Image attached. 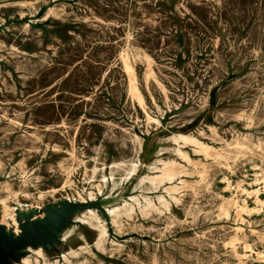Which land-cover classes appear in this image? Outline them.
<instances>
[{"label":"rangeland","instance_id":"rangeland-1","mask_svg":"<svg viewBox=\"0 0 264 264\" xmlns=\"http://www.w3.org/2000/svg\"><path fill=\"white\" fill-rule=\"evenodd\" d=\"M10 1L31 7L49 5L53 18L49 32L34 35L26 47L15 50L0 68V171L31 173L29 180H12L16 191L11 197H54L60 190L53 194V189L63 185L64 167L69 165L75 168L71 173L74 184L86 178L92 138L97 132L134 138L122 116L128 112L137 115L140 119H132L139 123L145 120L128 90L129 74L123 61L126 58L136 72L135 83L151 114L155 105L161 109L174 104L184 94H192L194 88L201 87L199 105L186 112L181 121L197 116L207 118L193 135L225 157L194 154L191 145H183L182 151L190 153L197 164H187L185 171L173 178L169 209L162 206L147 217H133L136 231L152 233L161 241L159 247L139 241L106 244L105 247L114 248L112 254L102 251L91 256L87 264H264V204H257L254 196L245 191L264 188V0ZM115 121L127 128L126 134L117 131ZM208 125L218 130L212 132ZM70 153L85 162L71 158ZM27 182L36 187L20 188V184ZM40 194L44 198H38ZM261 197L264 198L263 192ZM235 199L239 204L245 199L248 206L240 210L241 218L229 205ZM249 208L251 211L246 212ZM237 226L242 231L237 232ZM229 240L232 241L227 243ZM247 244L252 248L247 249Z\"/></svg>","mask_w":264,"mask_h":264},{"label":"water","instance_id":"water-1","mask_svg":"<svg viewBox=\"0 0 264 264\" xmlns=\"http://www.w3.org/2000/svg\"><path fill=\"white\" fill-rule=\"evenodd\" d=\"M49 5L31 7L0 0V68L14 51L37 34L49 32ZM201 87L176 103L153 109L151 124L122 116L134 138L97 132L92 138L90 171L72 189L33 200L8 196L5 185L29 180L18 171H0V264H87L103 246L130 241L160 244L150 234L122 230L129 219L160 210L173 198L164 165L180 159V136L195 134L203 117L181 121L198 106Z\"/></svg>","mask_w":264,"mask_h":264},{"label":"bare ground","instance_id":"bare-ground-1","mask_svg":"<svg viewBox=\"0 0 264 264\" xmlns=\"http://www.w3.org/2000/svg\"><path fill=\"white\" fill-rule=\"evenodd\" d=\"M49 1V0H48ZM98 1V0H97ZM91 3H92V1H91ZM102 3H103V1H102ZM134 3V2H133ZM139 3V2H138ZM82 5V4H81ZM86 5V4H85ZM184 5H185V3H184ZM90 6V5H89ZM96 6V5H95ZM129 6V5H128ZM127 6V7H128ZM86 7V6H85ZM131 7H132V5H131ZM134 7V6H133ZM65 8V7H64ZM103 8V7H102ZM77 9V8H76ZM88 9V8H87ZM125 8H123V10H124ZM146 9V8H145ZM103 10V9H102ZM122 10V11H123ZM127 10V9H126ZM132 10V9H131ZM153 10V9H152ZM232 10V9H231ZM66 11V10H65ZM72 11V10H71ZM104 11V10H103ZM107 11H110V10H107ZM76 12V11H75ZM130 12V11H129ZM105 13V12H104ZM77 14H78V12H77ZM82 14V13H81ZM133 14V13H132ZM147 14V13H146ZM83 15V14H82ZM125 15V14H124ZM88 16V15H87ZM100 16V15H99ZM103 16V15H102ZM102 16H100V17H102ZM108 16H110L109 14H108ZM129 16V15H128ZM134 16V15H133ZM94 17V16H93ZM111 17H112V15H111ZM138 17V16H137ZM126 18H128V17H126ZM136 18V17H135ZM98 19V18H97ZM104 19V18H103ZM112 19H113V17H112ZM129 19V18H128ZM159 19H161V18H159ZM99 20H100V18H99ZM124 20V19H123ZM126 20V19H125ZM133 21H134V19H133ZM132 21V22H133ZM258 21V20H257ZM103 22V21H102ZM124 22V21H123ZM263 22V21H262ZM113 23V22H112ZM99 24V23H98ZM120 24H122V23H120ZM110 25V24H109ZM114 25V24H113ZM131 25V24H130ZM264 25V24H263ZM99 26V25H98ZM131 27H132V25H131ZM243 27V26H242ZM126 28V27H125ZM131 29V28H130ZM124 30V29H123ZM128 31V30H127ZM131 32V31H130ZM129 33V32H128ZM264 33V32H263ZM262 33V34H263ZM96 35V34H95ZM117 35V34H116ZM126 36V35H125ZM129 36V35H128ZM239 36V35H238ZM115 37V36H114ZM228 37V36H227ZM248 38V37H247ZM262 38V37H261ZM117 39V38H116ZM115 40V39H114ZM128 41V40H127ZM245 41V40H244ZM260 41V40H259ZM140 42V41H139ZM141 43V42H140ZM260 43V42H259ZM262 43V42H261ZM137 45V44H136ZM144 45V44H143ZM252 45V44H251ZM119 46V45H118ZM121 46V45H120ZM138 47V46H137ZM43 48V47H42ZM141 48V47H140ZM150 48V47H149ZM27 49V48H26ZM44 49V48H43ZM39 50H41V49H39ZM20 51V50H19ZM57 51V50H56ZM55 51V52H56ZM125 51V50H124ZM25 52V51H24ZM23 52V53H24ZM28 52V51H27ZM33 52V51H32ZM37 52V51H36ZM49 52V51H48ZM53 52V51H52ZM128 52V51H127ZM150 52V51H149ZM154 52V51H153ZM15 53V52H14ZM26 53V52H25ZM29 53V52H28ZM42 53V52H41ZM119 53V52H118ZM124 53V52H123ZM193 53V52H192ZM37 54H39V53H37ZM51 54V53H50ZM54 54V53H53ZM252 54V53H251ZM17 55V54H16ZM27 55V54H26ZM126 55V54H125ZM131 55V54H130ZM137 55V54H136ZM135 55V56H136ZM147 55V54H146ZM253 55V54H252ZM258 55V54H257ZM119 56V55H118ZM117 56V57H118ZM143 56V55H142ZM148 56V55H147ZM158 56V55H157ZM260 56V55H259ZM12 57V56H11ZM17 57H18V55H17ZM22 57H23V55H22ZM116 57V58H117ZM124 57V56H123ZM126 57V56H125ZM127 57H129V56H127ZM140 57V56H139ZM160 57V56H159ZM258 57V56H257ZM15 58H16V56H15ZM137 58H138V55H137ZM144 58V57H143ZM149 58V57H148ZM9 59V58H8ZM29 59V58H28ZM115 59V58H114ZM127 59H129V58H127ZM140 59V58H139ZM145 59H146V56H145ZM158 59V58H157ZM217 59V58H216ZM15 60V59H14ZM38 60H40V59H38ZM141 60V59H140ZM150 60H152V59H150ZM191 60V59H190ZM12 61V60H11ZM10 61V62H11ZM115 61V60H114ZM123 61H124V69H126L125 71L126 72H128L127 74H129L127 77L129 78V82H130V84H129V88H128V90H130V94L132 95V97L133 98H136V100H137V103H138V105H139V107H140V109H141V111L143 112V114H144V122L147 124V123H149V122H154V121H156V119L152 116V114H151V109L150 108H148V106L145 104V102H144V99H143V97H142V95H141V93L139 92V90H138V86L136 85V83H135V78H134V75H133V73H134V69H132V67L128 64V62H127V60H126V58H124L123 59ZM133 61V60H132ZM188 61H189V59H188ZM216 61V60H215ZM14 62V61H13ZM130 62V61H129ZM153 62V61H152ZM151 62V63H152ZM155 62H156V60H155ZM111 63V62H110ZM154 63V62H153ZM152 63V64H153ZM191 63V62H190ZM216 63H218V62H216ZM31 64V63H30ZM115 64V63H114ZM120 64V63H119ZM143 64V63H142ZM160 64V63H159ZM165 64V63H164ZM38 65V64H37ZM44 65V64H43ZM135 65V64H134ZM137 65V64H136ZM149 65H151V64H149ZM203 65V64H202ZM221 65V64H220ZM42 66V65H41ZM139 66V65H138ZM164 66V65H163ZM170 66V65H169ZM228 66V65H227ZM14 67V66H13ZM27 67V66H26ZM157 67V66H156ZM192 67V66H191ZM253 67H255V66H253ZM263 67V66H262ZM28 68V67H27ZM37 68V67H36ZM120 68V67H119ZM153 68V67H152ZM159 68V67H158ZM157 68V69H158ZM169 68V67H168ZM203 68V67H202ZM256 68V67H255ZM38 69V68H37ZM121 69V68H120ZM171 69V68H170ZM7 70V69H6ZM5 70V71H6ZM14 70V69H13ZM159 70V69H158ZM166 70V69H165ZM193 70V69H192ZM201 70V69H200ZM204 70V69H203ZM119 71V70H118ZM124 71V72H125ZM152 71V70H151ZM173 71V70H172ZM177 71V70H176ZM250 71V70H249ZM154 72V71H153ZM161 72V71H160ZM170 72V71H169ZM232 72V71H231ZM156 73V72H155ZM166 73V72H165ZM27 74H29V73H27ZM123 74V73H122ZM134 74H136V72L134 73ZM167 74V73H166ZM171 74V73H170ZM207 74V73H206ZM205 74V75H206ZM249 74V73H248ZM252 74V73H251ZM257 74V73H256ZM161 75V74H160ZM163 75V74H162ZM204 75V74H203ZM222 75V74H221ZM250 75V74H249ZM253 75V74H252ZM252 75H251V77H252ZM264 75V74H263ZM37 76V75H36ZM139 76V75H138ZM154 76V75H153ZM159 76V75H158ZM209 76V75H208ZM5 77V76H4ZM14 77V76H13ZM19 77V76H18ZM169 77H171V76H169ZM215 77V76H214ZM219 77V76H218ZM25 78V77H24ZM161 78V77H160ZM184 78V77H183ZM220 78V77H219ZM218 78V79H219ZM125 79V78H124ZM123 79V80H124ZM217 79V78H216ZM18 80V79H17ZM31 80V79H30ZM128 80V79H127ZM214 80V79H213ZM35 81V80H34ZM39 81V80H38ZM137 81V80H136ZM172 81V80H171ZM174 81V80H173ZM185 81H186V79H185ZM215 81V80H214ZM246 81H248L247 79H246ZM251 81V80H250ZM159 82V81H158ZM168 82V81H167ZM175 82H177V81H175ZM216 82H217V80H216ZM238 82V81H237ZM10 83V82H9ZM16 83V82H15ZM27 83V82H26ZM38 83V82H37ZM160 83V82H159ZM162 83V82H161ZM160 83V84H161ZM236 83V82H235ZM245 83V82H244ZM11 84V83H10ZM35 84V83H34ZM33 84V85H34ZM189 84V83H188ZM187 83H186V85H188ZM210 84H212V83H210ZM238 84V83H237ZM250 84V83H249ZM3 85V84H2ZM2 85H1V87H2ZM32 85V84H31ZM32 85V86H33ZM152 85V84H151ZM150 85V86H151ZM234 85H236V84H234ZM238 85H240V84H238ZM244 85V84H243ZM248 85V84H247ZM166 86V85H165ZM174 86V85H173ZM246 86V85H245ZM18 87V86H17ZM22 87V86H21ZM167 87V86H166ZM172 87V86H171ZM175 87L177 88V86L175 85ZM235 87V86H234ZM233 87V88H234ZM239 87V86H238ZM4 88V87H3ZM11 88V87H10ZM156 88V87H155ZM173 88V87H172ZM18 89V88H17ZM145 89V88H144ZM152 89V88H151ZM162 89H163V92H164V97L165 98H167V95H166V92H165V88L164 87H162ZM232 89V88H231ZM231 89L229 90V91H231ZM244 89V88H243ZM5 90H6V88H5ZM127 91V90H126ZM159 91V90H158ZM166 91H167V89H166ZM188 91H189V89H188ZM224 91V90H223ZM227 91V90H226ZM225 91V92H226ZM228 91V92H229ZM241 91V90H240ZM142 92V91H141ZM145 92V91H144ZM150 92V91H149ZM154 92V91H153ZM242 92V91H241ZM128 93V92H127ZM151 93V92H150ZM156 93V92H155ZM222 93V92H221ZM15 94H17V93H15ZM24 94V93H23ZM173 94H174V92H173ZM230 94V93H229ZM16 96H18V95H16ZM155 96V95H154ZM161 96V95H160ZM169 96V95H168ZM206 96V95H205ZM239 96V95H238ZM19 97H20V95H19ZM24 97V96H23ZM247 97V96H246ZM158 98V97H157ZM231 98V97H230ZM249 98V97H248ZM9 99V98H8ZM13 99V98H12ZM132 99V98H131ZM146 99V98H145ZM219 99V98H218ZM217 99V100H218ZM3 100V99H2ZM18 100V99H17ZM128 100V99H127ZM152 100V99H151ZM153 100H154V98H153ZM164 100V99H163ZM205 100V99H204ZM227 100V99H226ZM229 100V99H228ZM132 101V100H131ZM222 101V100H221ZM233 101V100H232ZM21 102H22V100H21ZM147 102V101H146ZM151 102V101H150ZM155 102V101H154ZM172 102V101H171ZM226 102V101H225ZM229 102V101H228ZM235 102V101H234ZM9 103H10V101H9ZM15 103H17V102H15ZM129 103V102H128ZM172 103H174V102H172ZM229 103H231V102H229ZM236 103V102H235ZM133 104V103H132ZM26 106H27V104H25ZM31 105V104H30ZM29 105V106H30ZM168 105V104H167ZM221 105H223V104H221ZM9 106V105H8ZM88 106V105H87ZM203 106V105H202ZM230 106V105H229ZM234 106V105H233ZM6 107V106H5ZM134 107V106H133ZM155 107H156V109L157 110H160V107L158 106V105H155ZM224 107V106H223ZM24 108V107H23ZM22 108V109H23ZM29 108V107H28ZM85 108V107H84ZM225 108V107H224ZM5 109V108H4ZM10 109H12V107L10 108ZM102 109V108H101ZM123 109V108H122ZM3 110V109H2ZM14 110V109H13ZM27 110V109H26ZM9 111V110H8ZM34 111V110H33ZM110 111V110H109ZM220 111V110H219ZM7 112V111H6ZM14 112H16V111H14ZM24 112V111H23ZM30 112V111H29ZM120 112V111H119ZM24 114V113H23ZM36 114H38V113H36ZM119 114V113H118ZM124 114H126L127 116H129V117H131V118H134V119H138L139 117L136 115V116H133L132 114H130V113H124ZM18 115H19V113H18ZM21 115V114H20ZM39 115H41V114H39ZM63 115V114H62ZM207 115V114H206ZM205 116V115H204ZM4 117H6V116H4ZM9 117V116H8ZM18 117V116H17ZM37 117V116H36ZM61 117V116H60ZM67 117V116H66ZM218 117V116H217ZM28 118V117H27ZM63 118V117H62ZM80 118V117H79ZM114 119V118H113ZM140 119V118H139ZM142 119V118H141ZM207 118H205V120H206ZM10 120V119H9ZM14 120V119H13ZM37 120V119H36ZM80 120V119H79ZM82 120V119H81ZM90 120V119H89ZM97 120V119H96ZM101 120V119H100ZM106 120V119H105ZM209 120V119H208ZM228 120V119H227ZM71 121V120H70ZM91 121V120H90ZM98 121V120H97ZM107 121V120H106ZM211 121V120H210ZM14 122V121H13ZM61 122H63V121H61ZM66 122H68V121H66ZM116 122V121H115ZM207 122V121H206ZM212 122V121H211ZM12 123V122H11ZM20 123V122H19ZM41 123V122H40ZM111 123V122H110ZM208 123H210V122H208ZM12 124H14V123H12ZM27 124V123H26ZM36 124V123H35ZM42 124V123H41ZM48 124V123H47ZM58 124H60V123H58ZM115 124V126L117 127V131H119L120 133H122V134H126L127 133V128L123 125V124H120L119 122H116V123H114ZM231 124V123H230ZM2 125V124H1ZM7 125V124H6ZM43 125V124H42ZM66 125V124H65ZM70 125V124H69ZM103 125V124H102ZM10 125H8V127H9ZM29 126V125H28ZM44 126V125H43ZM64 126V125H63ZM222 126V125H221ZM225 126V125H224ZM7 127V128H8ZM11 127V126H10ZM33 127V126H32ZM36 127V126H35ZM49 127V126H48ZM47 127V128H48ZM75 127V126H74ZM208 127L209 128H211V131L212 132H215L216 130H218L217 129V127L216 126H212V125H208ZM226 127V126H225ZM5 128V127H4ZM6 128V129H7ZM37 128V127H36ZM65 128V127H64ZM232 128V127H231ZM5 129V130H6ZM11 129V128H10ZM45 129V128H44ZM77 129V128H76ZM108 129V128H107ZM241 129V128H240ZM3 130V129H2ZM10 131V130H9ZM13 131V130H12ZM31 131H33V130H31ZM64 131V130H63ZM75 131H77V130H75ZM45 132V131H44ZM43 132V133H44ZM32 133V132H31ZM42 133V134H43ZM25 134V133H24ZM30 134V133H29ZM62 134V133H61ZM76 134V133H75ZM218 134V133H217ZM251 134V133H250ZM14 135V134H13ZM16 135V134H15ZM257 135V134H256ZM27 136V135H26ZM44 136V135H43ZM53 136V135H52ZM68 136V135H67ZM75 136V135H74ZM252 136V135H251ZM1 137V136H0ZM260 137H261V135H260ZM69 138V137H68ZM75 138V137H74ZM85 138V137H84ZM207 138H208V136H207ZM7 139V138H6ZM26 139V138H25ZM67 139V138H66ZM255 139H256V137H255ZM258 139V138H257ZM256 139V140H257ZM70 140V139H69ZM179 140L182 142V144L183 145H191L192 146V150H193V153L194 154H198V153H203L204 155H205V157L206 156H211V157H213V158H224L225 157V155L223 154V153H221V152H219V151H217V150H215L214 148H213V146H211V145H209V144H207V143H205L203 140H201V139H199L197 136H195V135H193V134H189V135H184V136H180L179 137ZM246 140V139H245ZM23 141V140H22ZM34 141V140H33ZM18 142V141H17ZM42 142V141H41ZM74 142V141H73ZM210 142V141H209ZM32 143V142H31ZM30 143V144H31ZM221 143V142H220ZM258 143V142H257ZM55 144V143H54ZM228 144V143H227ZM59 145V144H58ZM73 145V144H72ZM76 145V144H75ZM255 145V144H254ZM260 145V144H259ZM80 146V145H79ZM241 147H242V145H240ZM244 146V145H243ZM32 147V146H31ZM81 147V146H80ZM219 147V146H218ZM7 148V147H6ZM16 148H17V146H16ZM38 149V148H37ZM67 149V148H66ZM34 150V149H33ZM43 150V149H42ZM78 150V149H77ZM66 151V150H65ZM69 151V150H68ZM6 152V151H5ZM20 152V151H19ZM24 152V151H23ZM41 152V151H40ZM178 152H180L179 153V156H180V162H178V161H169V162H166L165 163V165H164V172H165V174H166V176L169 178V179H171V178H174V177H176L177 175H179V173H183L184 171H185V167H186V165L188 164H190V165H193V166H195L196 164H197V162L193 159V158H191V154L190 153H184L183 151H178ZM7 153V152H6ZM4 154V153H3ZM41 155V154H40ZM78 155V154H77ZM84 155V154H83ZM31 156H32V154H31ZM70 156H71V158H74V159H77L78 161H80V162H82V160H81V158L80 159H78V157L77 156H75V154H73V153H70ZM10 158V157H9ZM20 158V157H19ZM23 158V157H22ZM11 159H12V157H11ZM23 160V159H22ZM21 160V161H22ZM41 160V159H40ZM63 161V160H62ZM182 161V162H181ZM18 162H20V160L18 161ZM83 162H85L84 160H83ZM185 164H184V163ZM1 163V162H0ZM65 163H67V162H65ZM18 164V163H17ZM21 164H22V162H21ZM51 164V163H50ZM78 164V163H77ZM76 164V165H77ZM84 164V163H83ZM257 164V163H256ZM262 164V163H261ZM19 165H20V163H19ZM44 165H46V164H44ZM58 165H60L59 163H58ZM63 165V164H62ZM62 165H60V167L62 166ZM26 166V165H25ZM49 166H51V165H49ZM66 166V165H65ZM80 166V165H79ZM84 166V165H83ZM13 167V166H12ZM21 167V166H20ZM52 167V166H51ZM63 167V166H62ZM76 167V166H75ZM50 168V167H49ZM78 168V167H77ZM85 168V172H87V166H85L84 167ZM21 169V168H20ZM52 169V168H51ZM61 169V168H60ZM75 168L74 167H70V165H69V167H64V170H66V172H65V179H64V183H63V185H61V187H59V188H57V189H53V194L54 193H56L57 191H59V190H61V189H63V188H65V187H68V188H72L73 186H74V181L71 179V173H72V171L74 170ZM253 169H254V167H253ZM75 171V170H74ZM36 172V171H35ZM31 174V173H30ZM29 174V175H30ZM87 174V173H86ZM52 175V174H51ZM83 176H84V174H83ZM226 177V176H225ZM76 178V177H75ZM82 178V177H81ZM85 178V177H84ZM223 178V177H222ZM259 178V177H258ZM225 179V178H224ZM232 179V178H231ZM221 180V179H220ZM223 180V179H222ZM252 180V179H251ZM180 181V180H179ZM230 182H231V180H230ZM236 182V181H235ZM230 184V183H229ZM250 184V183H249ZM227 185V184H226ZM251 185V184H250ZM239 186V185H238ZM264 186V185H263ZM31 187H36L34 184H32L31 182L30 183H23V184H20V188H31ZM224 187V186H223ZM230 187V186H229ZM5 192H6V195H8V196H11V195H13L14 194V192L16 191L15 190V186H14V182H12V183H7L6 185H5ZM225 188V187H224ZM245 188V187H244ZM263 188V187H262ZM43 190V189H42ZM52 190V189H51ZM64 190V189H63ZM221 190V189H220ZM243 190H245V189H243ZM234 191V190H233ZM242 191V190H241ZM245 191H247V194H252L253 196H254V200H255V202L258 204H264V198H262L261 197V192H263L264 193V188H263V190H260V188H255V189H252V190H250V191H248L247 189L245 190ZM19 193V192H18ZM222 193V192H221ZM239 193V192H238ZM24 194H26L27 195V193L25 192ZM232 194V193H231ZM246 194V195H247ZM16 195V194H15ZM222 196H223V194H221ZM227 195H229V193L227 194ZM233 195V194H232ZM240 196V195H239ZM2 197V196H1ZM43 197V194L41 195H39L38 196V198H42ZM44 198V197H43ZM238 198V197H237ZM240 199V198H239ZM236 200V199H235ZM246 200L245 199H243L241 202H242V204H239L238 203V201L236 200V201H233V202H231V203H229V205H232L234 208H235V212H236V214L238 215V217L239 218H241V209L242 208H246V206H247V204H246V202H245ZM255 203V204H256ZM256 205H254V207H255ZM169 204L168 203H166L165 204V206H164V208L166 209V210H168L169 209ZM248 207V206H247ZM261 207V206H260ZM201 209V208H200ZM251 209L252 208H249L248 210H246V212L247 211H251ZM207 210H209V209H207ZM244 210V209H243ZM254 210V209H253ZM258 210H261V208L260 209H258ZM254 211H256L257 212V210H254ZM168 212V211H167ZM158 213H160L159 211H158ZM198 213V212H197ZM264 213V212H263ZM148 214H150V213H146L144 216H148ZM225 214L226 215H228V211H225ZM245 214V213H244ZM249 214H251L250 212H249ZM204 215V214H203ZM202 215V216H203ZM207 215V214H206ZM220 215V214H219ZM247 215V214H246ZM237 217V218H238ZM245 218V217H244ZM212 219V218H211ZM243 219V218H242ZM246 219H247V217H246ZM258 219H259V217H258ZM257 219V220H258ZM129 220H131L130 222H126V223H123L122 225H121V228H122V230H136L137 229V226H136V221L133 219V218H131V219H129ZM245 220V219H244ZM250 220V219H249ZM214 221V220H213ZM231 221V220H230ZM248 221V220H247ZM260 221V220H259ZM235 223H236V221H235ZM250 223V222H249ZM252 223V222H251ZM263 223V222H262ZM258 224V223H257ZM260 224V223H259ZM167 225L168 224H166V226L165 227H167ZM213 225V224H212ZM217 225V224H216ZM250 225V224H249ZM218 226H219V224H218ZM230 226V225H229ZM208 227V226H207ZM139 228V227H138ZM160 228V227H159ZM204 228V227H203ZM261 228V227H260ZM234 229L238 232L239 230H241L242 228L240 227V226H237V227H234ZM199 231V230H198ZM202 231V230H201ZM227 231V230H226ZM242 231V230H241ZM244 231V230H243ZM255 231V230H254ZM257 231V230H256ZM173 233V232H172ZM218 233V232H217ZM146 234H150V235H152V236H154L152 233H150V232H146ZM162 234V233H161ZM227 234V233H226ZM231 234V233H230ZM165 235V234H164ZM170 235V234H169ZM187 235V234H186ZM198 235V234H197ZM219 235V234H218ZM225 235V234H224ZM194 236V235H193ZM210 236V235H209ZM227 236V235H226ZM231 236V235H230ZM163 237V236H162ZM214 237V236H213ZM212 237V238H213ZM218 237V236H217ZM235 237V236H234ZM239 237V236H238ZM158 238V237H157ZM180 238H181V236H180ZM192 238V237H191ZM190 238V239H191ZM198 238V237H197ZM233 238V237H232ZM245 238V237H244ZM183 239V238H182ZM186 239V238H185ZM192 239H194V238H192ZM234 239V238H233ZM189 240V239H188ZM210 240H211V238H210ZM217 240V239H216ZM182 241H184V240H182ZM199 241V240H198ZM218 241V240H217ZM222 241V240H221ZM230 241H232V240H229V241H227V243L228 242H230ZM233 241H235V240H233ZM193 242V241H192ZM197 242V241H196ZM239 242H240V240H239ZM238 242V243H239ZM244 242V241H243ZM247 242V241H246ZM147 242H145V244H146ZM198 243V242H197ZM224 243V242H223ZM226 243V242H225ZM225 243H224V245H225ZM231 243H235V242H231ZM193 244V243H192ZM191 244V245H192ZM195 244V243H194ZM208 244V243H207ZM213 244V243H212ZM218 245V244H217ZM223 245V244H222ZM231 245V244H230ZM236 245V244H235ZM255 245V244H254ZM147 246H148V244H147ZM155 246H157V247H159L158 246V244L157 245H155ZM196 246H197V244H196ZM215 246V245H214ZM238 246V245H237ZM240 246V245H239ZM262 246V245H261ZM146 247V246H145ZM177 247V246H176ZM194 247V246H193ZM204 247V246H203ZM217 247V246H216ZM245 247V246H244ZM243 247V248H244ZM246 247H247V249L248 248H252L251 246H249V244H247L246 245ZM147 248V247H146ZM183 248V247H182ZM206 248H208V247H206ZM223 248V247H222ZM226 248V247H225ZM237 248V247H236ZM114 248H110V247H105V246H103V251L106 253V254H108V253H111L112 252V250H113ZM184 249V248H183ZM198 249V248H197ZM200 249V248H199ZM234 249H235V246H234ZM212 250V249H211ZM211 250H209V251H211ZM238 250V249H237ZM240 250H242V249H240ZM251 250V249H250ZM253 250V249H252ZM138 251V250H137ZM184 251V250H183ZM188 251V250H187ZM190 251V250H189ZM203 251V250H202ZM201 251V252H202ZM179 252V251H178ZM208 252V251H207ZM251 252L252 251H250V254H251ZM254 252V251H253ZM260 252H262V250L260 251ZM264 252V251H263ZM181 253V252H180ZM254 253H257V252H254ZM112 254V253H111ZM149 254H151V252L149 253ZM153 254H154V252H153ZM152 254V255H153ZM181 254H183V252L181 253ZM209 254V253H208ZM224 254V253H223ZM222 254V255H223ZM226 254V253H225ZM237 254V253H236ZM129 255V254H128ZM156 255V254H155ZM230 255V254H229ZM248 255V254H247ZM257 255V254H256ZM255 255V256H256ZM259 255H261L260 253H259ZM130 256V255H129ZM196 256V255H195ZM131 257V256H130ZM135 257V256H134ZM157 257V256H156ZM156 257H153V258H156ZM194 257V256H193ZM244 257V256H243ZM242 257V258H243ZM256 257H258V255L256 256ZM137 258V257H136ZM158 258V257H157ZM222 258V257H221ZM233 258V257H232ZM241 258V259H242ZM254 258V257H253ZM260 258H261V256H260ZM150 259H152V258H150ZM216 259V258H215ZM238 259V258H237ZM245 259V258H244ZM262 259V258H261ZM131 260V259H130ZM134 260V259H133ZM139 260V259H138ZM155 260V259H154ZM172 260V259H171ZM91 261V260H90ZM98 261V260H97ZM140 261V260H139ZM153 261V260H152ZM158 261V260H157ZM203 261V260H202ZM201 261V262H202ZM224 261V260H223ZM230 261V260H229ZM191 262V261H190ZM193 262V261H192ZM212 262V261H211ZM99 263V262H98ZM133 263V262H132ZM143 263V262H142ZM157 263V262H156ZM171 263V262H170ZM222 263H224V262H222ZM89 264V263H88ZM134 264V263H133ZM136 264V263H135ZM138 264V263H137ZM148 264V263H147ZM152 264V263H151ZM169 264V263H168ZM172 264V263H171ZM194 264V263H193ZM206 264V263H205ZM219 264V263H218ZM221 264V263H220ZM249 264V263H248Z\"/></svg>","mask_w":264,"mask_h":264}]
</instances>
